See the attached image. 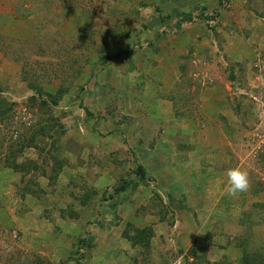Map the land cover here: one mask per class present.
<instances>
[{"label": "rangeland", "instance_id": "rangeland-1", "mask_svg": "<svg viewBox=\"0 0 264 264\" xmlns=\"http://www.w3.org/2000/svg\"><path fill=\"white\" fill-rule=\"evenodd\" d=\"M182 13L195 20L176 25ZM158 14L175 18L154 25ZM125 30L132 53L94 68L109 53L100 44L115 54L124 40L113 35ZM31 80L50 94L70 89L53 105L68 130L67 165L54 185L39 178L42 198H22L21 174L0 163V264H72L88 234L95 246L84 264L264 259V0H0L10 134L36 123ZM97 80L101 97L75 93ZM26 158L40 160L34 150ZM140 165L144 180L119 194ZM237 166L250 182L236 195L242 205L225 191ZM85 194L90 203L81 205ZM143 228L152 230L149 248L124 236Z\"/></svg>", "mask_w": 264, "mask_h": 264}, {"label": "trees", "instance_id": "trees-1", "mask_svg": "<svg viewBox=\"0 0 264 264\" xmlns=\"http://www.w3.org/2000/svg\"><path fill=\"white\" fill-rule=\"evenodd\" d=\"M148 5L149 4H145V6ZM202 9V16L204 17V12L206 11L205 8ZM161 17L162 16L160 15L159 17H155L156 19L152 23L154 25L169 24L172 18H175L171 15L163 18ZM205 17L207 20L209 19L207 16ZM194 20L195 17L192 16V14L182 13L181 18H177L176 25H181L184 22L191 23ZM131 35L132 32L130 30H125L124 32L120 31L119 34L113 35V38L119 37L120 39L124 40L121 42L122 49L117 51L115 54L113 53V47L109 46L110 44L107 42V40L102 42L100 44L101 51H107L110 54L105 52L106 56H101L98 61L93 64V67H104L107 64H110V62H113L116 57L126 56L129 54V52L132 53V43L129 41V37ZM147 42L149 46L154 43L152 39H148ZM136 44L140 46L141 42H136ZM37 72L38 71H34V78L39 77L38 74L36 75ZM230 79L235 80L233 73L231 74ZM102 83V80H97L95 83L93 82V84L90 82L80 86L78 85L75 93L78 95V92H86L92 95L96 94L101 97V92L103 90L101 85ZM29 87L32 91H35V93L32 94L28 99L30 102V109L33 110V107H37V112H34L33 115V117L36 119V123L26 131L18 128L16 129L15 133L10 134L11 126L13 124L12 120L16 117V113H14L15 104L11 101L9 102V99L3 95V88L0 85V163L2 167L11 169L15 173L21 174L22 180L25 183V187L20 192L22 198L26 197L27 195H33L36 198H42L47 192H44V190L40 188L41 186L39 185L40 183L38 181L39 178L45 177L50 181L51 185H54L58 179V176L67 165V160H64L65 154H63L65 149L63 140L65 135L68 134V130L65 128L60 117L55 116L53 105H59L61 103V99H63L64 96L68 94L70 89H67L64 86V88H62L61 86L59 89H57L55 94H50L44 91L35 80H31V82H29ZM44 95L47 96L44 97ZM99 97L97 99H99ZM73 98V100H76L77 96H73ZM108 103H110V100ZM87 114L89 117L92 115L95 116V113L89 112V110L87 111ZM101 119L106 120L107 118L101 117ZM122 119L123 121L126 120V118L123 117ZM117 123L120 122L118 121ZM68 143L70 142L68 141ZM144 147L145 146L137 149L139 151H143ZM29 150L36 151L40 160L26 158L25 160L19 161L20 156ZM134 169L136 170V174L139 176V179L132 180L131 178H124V180L118 183L119 186L118 189H116L119 194L122 190L128 188L130 191H133L140 184V179L144 180L146 168L140 165ZM90 200V196L85 194L79 199V203L81 205H88ZM70 210L71 214H73V209L70 208ZM124 236H126L135 246L141 245L144 248H149L152 238V230L143 228L140 229L134 236L129 235L128 232H126ZM79 243L82 245V247H79L77 253L81 254H79L80 256L77 255L75 257L69 258L68 261H74L72 264H84L82 262L84 259V254L87 253L88 249L91 250L95 246V237L88 234L86 238H81ZM83 247L85 250H82L84 249ZM245 254L242 257L240 264H264V259H259L256 257L250 258L249 255ZM39 263L42 264L43 260H40Z\"/></svg>", "mask_w": 264, "mask_h": 264}, {"label": "clouds", "instance_id": "clouds-1", "mask_svg": "<svg viewBox=\"0 0 264 264\" xmlns=\"http://www.w3.org/2000/svg\"><path fill=\"white\" fill-rule=\"evenodd\" d=\"M228 181L225 185L226 194L236 196L247 192L250 187L249 177L246 170L239 166L227 170Z\"/></svg>", "mask_w": 264, "mask_h": 264}, {"label": "crops", "instance_id": "crops-1", "mask_svg": "<svg viewBox=\"0 0 264 264\" xmlns=\"http://www.w3.org/2000/svg\"><path fill=\"white\" fill-rule=\"evenodd\" d=\"M230 199L233 203L237 204V205H242L244 204V201L242 198H240L239 196H230ZM254 230H256V227H254V225L252 224ZM257 235H258V231L252 233L251 237L253 238L254 244L257 243ZM260 243V242H259ZM253 244V245H254Z\"/></svg>", "mask_w": 264, "mask_h": 264}]
</instances>
